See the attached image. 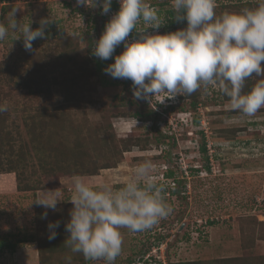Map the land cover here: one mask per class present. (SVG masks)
I'll return each instance as SVG.
<instances>
[{
    "label": "rangeland",
    "instance_id": "1",
    "mask_svg": "<svg viewBox=\"0 0 264 264\" xmlns=\"http://www.w3.org/2000/svg\"><path fill=\"white\" fill-rule=\"evenodd\" d=\"M148 2L165 18L149 34L186 27V21L170 15V0ZM113 3L119 7L112 0L111 11L102 15L98 6L77 5L76 0H0V22L6 25L12 8L18 9L16 19H29L32 28L39 27L41 18L51 19L46 38L34 41L32 51L24 49L23 38L14 40L18 32L0 41V104L8 107L0 113V240L15 244L13 251L0 254V264L42 261L37 234L48 218L41 223L45 211L32 201L41 187L56 189L42 173L56 172L57 188L68 200L72 175L119 187L144 159L154 162L165 187L175 190L183 181L185 188L166 197L173 212L151 230L121 229L122 253L114 264H264V109L242 116L219 92L203 89L189 98L165 99L161 106L158 98L150 104L138 100L131 81L105 73L113 59L92 55L93 42L119 10ZM217 5V15L244 8L234 0H217ZM137 38L134 30L128 40ZM122 51L120 45L113 55ZM34 131L45 147L41 157L31 143ZM7 134L19 135L10 143L12 151L2 140ZM161 135L173 139L162 141ZM202 142L207 155L198 150ZM125 143L128 148L122 151ZM105 162L111 167L100 168ZM14 166L26 174L21 188L37 184L35 189L18 191L15 169L5 172ZM167 169L174 177L166 181ZM49 255L51 264H67V256L71 264H104L67 251ZM79 257L84 261H73Z\"/></svg>",
    "mask_w": 264,
    "mask_h": 264
},
{
    "label": "clouds",
    "instance_id": "2",
    "mask_svg": "<svg viewBox=\"0 0 264 264\" xmlns=\"http://www.w3.org/2000/svg\"><path fill=\"white\" fill-rule=\"evenodd\" d=\"M119 10L104 25L93 42L92 55L101 61L113 59L104 71L114 79L132 82L133 95L151 103L166 98L190 96L198 90L216 91L228 99V107L240 115L253 117L264 109V0L254 7L224 11L217 15V0H170L171 12L186 27L160 34L165 23L159 10L148 0H118ZM77 5L99 7L102 15L111 11L112 0H76ZM18 9L8 12L7 25L0 22V41L9 32L19 33L23 47L32 51L33 42L46 38L50 18H41L39 27L16 19ZM142 22V24H141ZM138 24H141L138 27ZM135 30L138 38L129 42ZM123 45L119 55H113ZM256 78L245 91L247 81ZM0 104V113L6 112ZM71 195L63 198L62 188H40L32 202L57 210L58 203L72 204L65 223L64 245L74 254L91 261L114 264L122 253L121 229L131 233L149 231L167 218L172 206L165 199V185L151 159L133 166L119 187L104 180L91 182L74 174ZM47 218V211L42 214ZM59 221L49 222L48 239L56 238ZM71 264V256L65 257Z\"/></svg>",
    "mask_w": 264,
    "mask_h": 264
},
{
    "label": "trees",
    "instance_id": "3",
    "mask_svg": "<svg viewBox=\"0 0 264 264\" xmlns=\"http://www.w3.org/2000/svg\"><path fill=\"white\" fill-rule=\"evenodd\" d=\"M2 1H10V0H2ZM231 1H233V0H231ZM234 1L241 3V5L243 7H254L255 6V3H256L255 1L253 2V0H246V1L245 0H234ZM113 4H114V8H116V10H118L119 7L115 3H113ZM169 13H170V15H172L174 17V14L171 12V10L169 11ZM131 37H134V35H132ZM255 79H254V81L253 80L247 81L246 86H245V89H244L245 91H247L252 86V84L255 82ZM127 81L129 82L130 80H127ZM178 97H180V98H189V96H187V95H185V96H179L178 95ZM166 100H170V99L169 98H166ZM226 101H228L227 98H226ZM157 103H158V105L161 106V104L159 102H157ZM158 105H156V106H158ZM191 105L193 107H196L195 102H192ZM169 106L170 105H168V107ZM170 107H172V105ZM159 123H161V121H159ZM164 123H166V122H164ZM155 127H156V130H157L158 129L157 128V125H155ZM259 127L262 128L261 125ZM156 132H158V131H156ZM200 133L203 136V132H200ZM160 137H161L162 141H165V140L171 141L170 139H173L172 137H166L164 135H161ZM18 138H19V135L15 138L14 136H12V135L10 136L9 134H7V137L3 138L2 140H4L3 142H6V141L8 142L6 144L11 146V148H8V149H9V151H12L13 146H14V144L17 141ZM10 143H14V144H10ZM31 143L33 144V147H34L33 150H35L36 155L38 157H41L40 156V153H41V151H44L45 149H42L44 146H42L41 144H43V143L41 142V140H39V134L37 132H35V131L31 135ZM126 145L127 144L125 143L124 150H122V151H126V148H128ZM78 147L84 149V147L81 144V142L78 145ZM198 150L203 155H207V144L205 142H202V144L198 148ZM100 157H105V155H101ZM19 158L17 157V160L19 162H21L22 161V158H20V159ZM40 159L43 160L42 158H40ZM206 160H207V158H206ZM110 167L111 166L107 162H105L103 164V167L101 166L100 168H110ZM13 169H15V170H13ZM206 169L208 170L209 167L207 166ZM12 170L16 172V178L18 180V186H17L18 191H28L29 189H31V190L32 189H35V187L37 186V184L36 185L31 184L32 186L30 188H29L28 185H26L25 187L21 188L22 182L25 183V181H26V177H25L26 174H25V172H24L23 169L22 170H18V166H14V168H9V169L5 170V172H10ZM1 171H3V170H0V173H1ZM172 171L173 170L167 169L166 172L164 173V176H165V180L166 181L169 178H173L174 177L173 176L174 173ZM190 171L192 173L193 171L195 172L196 170L190 169ZM55 174H56L55 171H52V172L48 171V173H47V171H45L44 173H42V177L45 178L47 182L52 181L53 183H55L54 184V187L57 188L58 178H57V181H56V175L57 174L56 175ZM161 183L164 184L163 181ZM181 183L183 184L181 186V188L180 187H177L175 190H171L170 188L165 187V192H164L165 199H166V197H170V196L179 194L182 191V189L185 188L184 187V182L182 181ZM166 195H168V196H166ZM71 208H72V204L71 203H69L66 206H60L58 204L56 211H53L51 209H44L43 208V211H47L48 221H47V219L46 220H43V218H42L43 221L41 223H43L44 221H47L46 224H45L46 226H45V228L42 227V229L37 234V238H38V241H39L38 244H39V250H40V257L42 259V261L40 262V264H51V261L49 259V256H50L49 254H53V255L54 254H66V251L68 253L69 252L71 253V251L64 245V241H65V239H67V236L69 235L68 232L65 230L64 225H65V223L69 219V213H70ZM54 221H59L60 222V227L56 229V232H57L56 238L53 239V240H50V239H48V228H47V224L49 222H54ZM213 223L214 222H212V221L209 222L210 225L213 224ZM42 232L44 234L43 235L44 238L42 237ZM14 248H15V244L12 243V242H10L9 240H7V239L0 240V254L3 251H5V250L13 251ZM74 255H78V254H74ZM83 259L84 258L81 257L80 259L76 258V260H73V261H75V262L77 260L84 261ZM170 264H196V262H171Z\"/></svg>",
    "mask_w": 264,
    "mask_h": 264
}]
</instances>
